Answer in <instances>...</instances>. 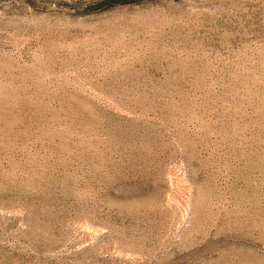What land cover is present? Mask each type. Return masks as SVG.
<instances>
[{
  "label": "rangeland",
  "instance_id": "1",
  "mask_svg": "<svg viewBox=\"0 0 264 264\" xmlns=\"http://www.w3.org/2000/svg\"><path fill=\"white\" fill-rule=\"evenodd\" d=\"M0 264H264V0H0Z\"/></svg>",
  "mask_w": 264,
  "mask_h": 264
},
{
  "label": "trees",
  "instance_id": "2",
  "mask_svg": "<svg viewBox=\"0 0 264 264\" xmlns=\"http://www.w3.org/2000/svg\"><path fill=\"white\" fill-rule=\"evenodd\" d=\"M111 2H119V1H123V0H110Z\"/></svg>",
  "mask_w": 264,
  "mask_h": 264
}]
</instances>
